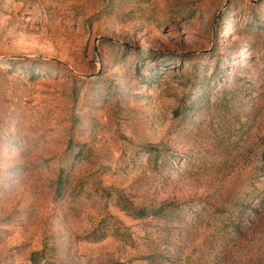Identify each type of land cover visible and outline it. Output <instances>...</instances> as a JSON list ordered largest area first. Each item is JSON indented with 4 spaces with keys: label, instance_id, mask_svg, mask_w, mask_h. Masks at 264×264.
Returning a JSON list of instances; mask_svg holds the SVG:
<instances>
[{
    "label": "rangeland",
    "instance_id": "obj_1",
    "mask_svg": "<svg viewBox=\"0 0 264 264\" xmlns=\"http://www.w3.org/2000/svg\"><path fill=\"white\" fill-rule=\"evenodd\" d=\"M0 264H264V0H0Z\"/></svg>",
    "mask_w": 264,
    "mask_h": 264
}]
</instances>
